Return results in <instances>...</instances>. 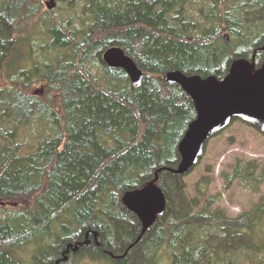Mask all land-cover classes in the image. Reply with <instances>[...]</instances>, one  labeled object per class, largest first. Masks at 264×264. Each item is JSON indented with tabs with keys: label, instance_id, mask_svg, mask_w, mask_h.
Masks as SVG:
<instances>
[{
	"label": "trees",
	"instance_id": "16d2710c",
	"mask_svg": "<svg viewBox=\"0 0 264 264\" xmlns=\"http://www.w3.org/2000/svg\"><path fill=\"white\" fill-rule=\"evenodd\" d=\"M43 3L0 0V72L21 46L28 50L27 67L0 88V264H21L13 250L25 245L44 250L48 234L77 239V255L119 257L141 231L123 193L177 166L195 117L190 97L163 73L221 79L232 61L253 54L262 66L264 0H80L77 25ZM34 40L41 56L30 51ZM111 47L142 71L138 85L102 61ZM32 124L39 132L25 142ZM185 175L158 173L164 212L124 257L107 256L111 264L155 259L163 246L170 264H264L255 232L264 195L228 217L211 207L219 193L204 200L207 187L197 184L191 198ZM221 177L226 188L239 182L258 192L264 161L237 158Z\"/></svg>",
	"mask_w": 264,
	"mask_h": 264
},
{
	"label": "water",
	"instance_id": "95a60500",
	"mask_svg": "<svg viewBox=\"0 0 264 264\" xmlns=\"http://www.w3.org/2000/svg\"><path fill=\"white\" fill-rule=\"evenodd\" d=\"M47 8H50L46 4ZM102 61L110 68H120L132 85H138L143 73L118 47L102 53ZM166 83L177 84L190 97L195 117L189 122L180 139L177 150L180 161L175 168H158L153 178L139 189L129 190L121 197L122 204L140 222L137 239L119 257L133 247L144 232L155 222L157 215L165 210L166 200L156 184L158 173L170 172L183 176L199 162L206 141L225 129L233 119L245 122L264 133V64L255 69L254 54L250 60L239 58L231 62L226 75L218 79L213 75H185L179 70H170L162 75ZM78 247V246H77Z\"/></svg>",
	"mask_w": 264,
	"mask_h": 264
},
{
	"label": "rangeland",
	"instance_id": "374dc122",
	"mask_svg": "<svg viewBox=\"0 0 264 264\" xmlns=\"http://www.w3.org/2000/svg\"><path fill=\"white\" fill-rule=\"evenodd\" d=\"M79 1L80 0H44L50 6L47 10L53 12L62 18L71 17L72 21L77 25V15L79 16ZM78 4V5H77ZM78 10V11H77ZM33 55L41 56L42 49L40 43L36 40L32 41ZM21 51L15 57L11 65L10 71L2 70L0 72V88L9 84V78H15L16 68L27 67V48L20 47ZM21 54V56H20ZM36 123V122H35ZM39 128L37 124H32L30 130L23 140H29V136L38 134ZM259 160L264 161V135L251 125L245 124L240 120L232 121L225 129L219 134L209 138L206 141L205 149L199 162L189 171L185 177L184 182L187 187V193L191 198H197L196 192L197 184L201 190H205V198H215L219 193L220 198L213 202L212 209L220 208L228 217H235L243 211H247L254 203H256L261 196L264 195V184L260 186L258 192H250L245 189L241 183L234 182L229 188L224 187L221 172H229L231 166L234 165L235 160ZM202 181V179H204ZM202 182V183H199ZM206 184V186L204 185ZM204 204L203 200L197 205L201 208ZM256 237L264 239V218L257 224L255 229ZM51 240V239H50ZM44 246V245H43ZM16 258L21 259V264H42L48 255L46 250L33 245H25L15 250ZM92 254V252H87ZM157 257L147 258V260H140L139 262H148L149 264H170L171 257L168 253L166 246H163L157 252ZM77 264H111L110 260L106 257L94 259L90 255H77Z\"/></svg>",
	"mask_w": 264,
	"mask_h": 264
},
{
	"label": "flooded vegetation",
	"instance_id": "af4514ba",
	"mask_svg": "<svg viewBox=\"0 0 264 264\" xmlns=\"http://www.w3.org/2000/svg\"><path fill=\"white\" fill-rule=\"evenodd\" d=\"M54 229H57L56 226ZM56 236H50V234L46 236L43 248L44 251L46 250L48 257L44 262H42V264H77V251L79 248L77 247V239H72L73 242H70L71 237L68 236L66 239L61 240V242H59L60 240L57 242L55 240ZM74 238H77V235H75ZM84 243L88 244L89 240H85ZM101 252L110 258H114L108 255L105 250H102ZM13 253L16 255L14 250Z\"/></svg>",
	"mask_w": 264,
	"mask_h": 264
}]
</instances>
